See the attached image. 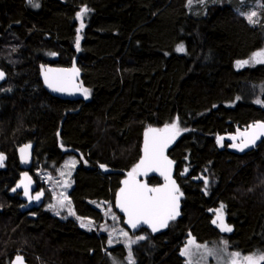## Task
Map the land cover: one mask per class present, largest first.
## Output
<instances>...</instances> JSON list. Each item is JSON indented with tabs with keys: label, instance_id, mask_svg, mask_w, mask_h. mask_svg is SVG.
Instances as JSON below:
<instances>
[{
	"label": "trees",
	"instance_id": "1",
	"mask_svg": "<svg viewBox=\"0 0 264 264\" xmlns=\"http://www.w3.org/2000/svg\"><path fill=\"white\" fill-rule=\"evenodd\" d=\"M33 3L39 7L29 0H0V69L8 75L0 86V153L5 157L0 264L17 254L28 264L127 259L123 244L108 247L105 235L53 216L44 204L22 213L19 195L11 194L22 173L17 153L22 145H35L30 174L39 187L36 168L52 171L67 156L77 157L72 208L76 216L100 222L141 156L145 131L177 119L182 131L169 155L185 195L182 217L157 235L130 233L146 235L132 244L135 264H185L180 249L189 237L208 244L227 241L229 252H264V141L251 152L216 141L218 135H235L264 121V106L255 103L264 101V65L234 68L264 46V9L261 21L252 25L225 3L209 5L200 15L189 12L188 0ZM85 7L81 29L77 13ZM180 45L183 52L176 50ZM75 58L88 98L53 97L42 85L41 71L50 64L69 67ZM100 165L114 172L104 173ZM221 204L232 228L228 233L212 223L211 212Z\"/></svg>",
	"mask_w": 264,
	"mask_h": 264
},
{
	"label": "snow or ice",
	"instance_id": "2",
	"mask_svg": "<svg viewBox=\"0 0 264 264\" xmlns=\"http://www.w3.org/2000/svg\"><path fill=\"white\" fill-rule=\"evenodd\" d=\"M204 2V0H200ZM34 7H39L38 3H33V0H29ZM192 0H188V4L191 5ZM89 11L86 7L77 13V18L81 20V29L84 27L83 17ZM257 16V12L252 11L246 15V19L250 24H255L258 21L254 20ZM79 31V30H78ZM81 37L77 35L76 48L80 47ZM178 52L184 51V46L180 45L177 49ZM55 55V53H52ZM255 64H264V50H259L253 53V55L246 60L237 61V68ZM79 70L75 67L71 69H44V81L45 84L54 92H69L73 90L81 91L85 99L89 96V90L82 88V86L74 83L76 76H78ZM4 79V73L0 72V80ZM257 104L264 106V101L257 99ZM186 130V129H185ZM178 119L176 122L166 124L163 128L149 127L144 133V147L143 157L139 162L132 168L127 174V179L123 180V187L120 188L116 198V206L124 213L126 220L125 223L131 227L134 231L139 229L143 225H147L151 228L152 232H157L161 228L168 226L169 221L175 220L179 216V200L183 193L177 186L176 181L172 179L171 168L173 161L165 155L168 146L181 134ZM264 137V122L254 123L245 128L242 132L237 131L229 139L234 141L231 147L237 148L243 151L249 145L255 144L257 139ZM223 137L218 138V142ZM239 139V143H236ZM31 145H26L20 149L21 159L23 162H27L29 158L28 149ZM5 157L0 154V167H3V160ZM75 160L71 161L65 167H75ZM105 168L104 165H101ZM105 170H107L105 168ZM150 172H158L164 178V185L161 187H150L148 183L141 182L138 177L147 176ZM64 175V173H61ZM70 175V173L68 174ZM207 184V181H205ZM31 184V178L25 173L24 179L21 184L17 187L23 186L24 195L29 196V199L39 200L43 193H38L36 196H30L29 185ZM64 186H70L67 181L64 182ZM15 191V189H13ZM67 202L69 207V215H75L74 211L71 210V201L65 193H60V198L57 200V204H50L49 208L56 210L57 208L63 209ZM224 205L221 204L220 208L216 210L215 219L212 221L216 224L221 232H231L232 228L225 222L224 218ZM111 211V209H109ZM59 215V211H56ZM80 219L79 217H77ZM112 219L116 220L117 217L113 214ZM91 221H89V225ZM86 225L81 222V227ZM91 230V227H89ZM121 233L124 237H128L129 234L121 229ZM111 236V233H109ZM145 236L138 235L135 240L129 238L126 242L128 247V264H135L132 254V244L137 241L144 240ZM109 245L112 244V240L109 239ZM225 247L221 249H212L207 245H200L194 240L189 239L187 246L181 251L182 256L189 257L187 264H192L191 257L194 253L191 251L195 247L198 251L203 248L200 252V260H205L208 256L221 257L226 254L227 258L224 260V264H264V252L254 254H242L239 251L226 252L227 241L223 242ZM14 264H24V258L17 256ZM116 264V261H114ZM199 264V262H197Z\"/></svg>",
	"mask_w": 264,
	"mask_h": 264
},
{
	"label": "rangeland",
	"instance_id": "3",
	"mask_svg": "<svg viewBox=\"0 0 264 264\" xmlns=\"http://www.w3.org/2000/svg\"><path fill=\"white\" fill-rule=\"evenodd\" d=\"M216 3H219V4L225 3L227 5H230V4L234 5L236 11L239 14H241L245 19H246V15L248 13L255 11V12H257V16L254 17V20H256L258 22L255 24H252V25H257L261 21V14H262L263 9H264V0H204V2H200V0H192L191 5L188 4V9H189L190 13H193L195 15L196 14L200 15V14H204L206 12L207 6L212 5V4H216ZM8 45L9 44H7V46ZM260 50H264V46ZM251 56H249L246 59H249ZM50 57L53 58L55 56L51 55ZM246 59H242V60H246ZM237 61H241V60H237ZM237 61L234 63V68L236 70H242V69L249 68V67L264 65V64H255L254 66L248 65V66L237 68ZM217 143H219V145L224 146L225 143H229V142H226V141L220 142L219 141ZM73 160H75V162H76L75 167H65V165H68ZM79 166H80V160L77 157L67 156L64 159L63 163L60 165V167H58L52 171H43L39 168H36L34 170V175L39 178L41 185L44 187L45 191L47 192V197L44 200V202H45L44 209L46 211H50L53 216H55L59 219H62V220L73 219L74 221L77 222L79 227L83 230L95 231L98 235H105L107 237V243H108L109 239L112 240V244L109 245V243H108V247L116 246L117 244H123L127 250V257H128V247L126 246L127 240L129 238L135 240L138 235H143V236H145V239H146V235L138 234V235L131 236L130 232L123 226V224L121 222L122 218L114 210L113 206L109 205L108 207H106L105 209L102 210L103 218L100 222H95L93 219H90V218L79 217L80 219H78L77 218L78 216H76V214L75 215H69V207L67 206V202H65L66 206L62 210L59 208H57L56 210L49 208L50 204H53V205L57 204V200L60 198V193H62V192L65 193L69 199V193H70V191L72 189V185H73V175ZM61 173H64V175H61ZM69 173H70V175H68ZM65 181H67L70 186L65 187L64 186ZM70 207H71V210L74 211L72 208V205ZM219 208L220 207L214 209L211 212L214 214V219L216 216V210ZM109 209H111V211H109ZM57 210L59 211V215L56 214ZM223 213L225 215L224 209H223ZM113 214L117 217L116 220L112 219ZM89 221H91L90 225H89ZM81 222H83L86 226L81 227ZM89 227H91V230H89ZM121 229L129 234V236L127 238L122 235ZM109 233H111V236L109 235ZM189 239L194 240L196 243H198L202 246L207 245L209 248H212V249H221V248L225 247V245H223V244L200 243L195 238L189 237L186 239L185 243L181 247L180 255H181V251L187 246V242ZM191 251L194 253V255L191 257L192 264H197V262H199V264H224V260H226V258H227L226 254H225L221 257L208 256L205 260H200V252L203 251V248H201L198 251L195 247H193L191 249ZM226 252H229L228 249L226 250ZM256 253H260V252H256ZM182 257L185 260V264H187L189 257H187V256H182ZM114 261H116V264H128V259H125V261H120L119 259H117L113 256H110L111 264H114Z\"/></svg>",
	"mask_w": 264,
	"mask_h": 264
},
{
	"label": "water",
	"instance_id": "4",
	"mask_svg": "<svg viewBox=\"0 0 264 264\" xmlns=\"http://www.w3.org/2000/svg\"><path fill=\"white\" fill-rule=\"evenodd\" d=\"M75 67L76 69L79 70V74L78 76H76V79L74 81L75 84L77 85H81V82H80V79H81V76H82V72L78 66V58H75L72 62V64L69 66V67H63V66H55V65H48L46 66L44 69H48V68H51V69H71ZM44 69L41 71L40 73V80L42 82V85L43 87L45 88V90L47 92H49L53 97L55 98H58V99H61V100H64V101H80V100H85V97L84 95L82 94L81 91H76V90H73L71 93L69 92H54L52 91L46 84H45V81H44ZM0 72H3L4 73V79L0 80V86L3 85L4 83H6L8 81V75L5 71H3L2 69H0ZM83 88V87H82ZM258 122H264V121H255L254 123H258ZM252 123V124H254ZM251 124V125H252ZM230 136H233V135H229V134H225V135H218L216 137V141L218 142V138L220 137H223L222 140H220V142H229V143H234V141H232L231 139H229ZM176 141H177V137L176 139L168 146V148L166 149V152H165V155H167V157L173 161V164H172V168H171V176H172V179L176 181V184L177 186L180 188V185L176 179V162L170 157L169 153L171 151V149L175 146L176 144ZM264 141V137H261L260 139H257L255 144H252V145H249V147L245 148L243 151L245 152H251L255 149H257L261 144L262 142ZM236 143H239V139L237 141H235ZM26 145H31V147L28 149V153L30 154L29 155V158H28V161L25 163L22 161L21 159V153H20V149L25 147ZM143 147H144V138H143V142H142V152H141V156L139 158V160L143 157ZM34 150H35V145L32 144V143H29V144H25V145H22L17 153H18V159H19V165H20V168L22 169V173L20 175V179L17 181L16 185L13 187V189H15V191H13V189L11 190V194L12 195H15V194H19V198L22 202H24L22 208H21V211L22 213H26L27 211H31L33 208H40L42 207L43 203H44V199H45V191L44 189H40L38 190L39 186H38V183L34 180V178L31 176L30 174V169L33 167L34 165V161H35V157H34ZM1 154V153H0ZM4 156V155H3ZM138 160V162H139ZM5 159L3 160V163H4ZM137 162V163H138ZM1 168V167H0ZM100 170L104 173H112L114 172L113 170H111L110 168H106L107 170H105V168H102L101 165L99 166ZM25 173L31 178V184L29 185V194L30 196H36L38 193H43V195L40 197L39 200H36V199H29V196H25L24 195V188L23 186L21 187H17V185L21 184V181L24 179V176H25ZM128 174V173H127ZM127 174L126 176L121 180V185H120V188L123 187V180L127 179ZM151 177H155V178H159L162 180V182L158 185H151L148 183L147 181V178H151ZM138 179L141 181V182H145V183H148V185L150 187H161L164 185L165 181H164V178L158 173V172H150L148 173L147 176H140L138 177ZM120 188L117 190V192L115 193V196H114V202H113V205H114V209L115 211L121 216L122 220H123V225L124 227L130 232V233H139L141 230H147L149 231L152 235H157V234H160V233H163V232H166L171 224L172 221H177L179 219H181L182 217V207H183V200H184V193L181 191V188H180V191L183 193V195L180 197V200H179V216L176 217L175 220H172V221H169L168 223V226L165 227V228H161L159 231L157 232H152L151 228H149L147 225H143L141 226L139 229L137 230H133L131 229V227L129 225H127L125 223V220H126V217L124 215L123 212L120 211V209L116 206V198H117V194L119 193V190ZM22 256L24 258V264H28L26 258L24 255L22 254H17L16 256H14V258L11 260V262L9 264H14V261L16 259L17 256Z\"/></svg>",
	"mask_w": 264,
	"mask_h": 264
},
{
	"label": "flooded vegetation",
	"instance_id": "5",
	"mask_svg": "<svg viewBox=\"0 0 264 264\" xmlns=\"http://www.w3.org/2000/svg\"><path fill=\"white\" fill-rule=\"evenodd\" d=\"M44 189V187H42V186H40L39 188H38V190H40V189ZM45 190V189H44ZM19 195V194H18ZM47 197V193L45 194V198ZM45 200V199H44ZM23 204H24V202H22V206H23ZM42 207H43V205H42ZM42 207H40V208H42ZM39 209V208H38ZM37 208H33L31 211H27L26 213H31V212H34L35 210H38Z\"/></svg>",
	"mask_w": 264,
	"mask_h": 264
}]
</instances>
